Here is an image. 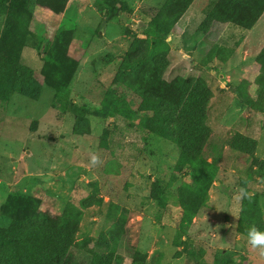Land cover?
Segmentation results:
<instances>
[{
	"label": "rangeland",
	"instance_id": "1",
	"mask_svg": "<svg viewBox=\"0 0 264 264\" xmlns=\"http://www.w3.org/2000/svg\"><path fill=\"white\" fill-rule=\"evenodd\" d=\"M217 1L196 0L168 39L170 66L165 79L202 76L214 93L207 122L218 148L207 155L218 156L220 170L208 204L188 232L180 235L182 210L174 190L167 191L166 209L159 208L151 196L155 181L171 179L179 148L140 126V118L125 110L123 101L132 109L136 104L124 88H119L118 95L124 99L114 109L115 118L93 114L111 98L107 91L116 87L119 59L135 37H146L145 30L133 23L141 22L153 34L150 15L166 0H118L116 7L121 11H113L111 17L103 14L104 0H69L60 6L58 15L35 7L32 43L23 56L44 90L38 99L18 93L0 99V227L32 208L39 213H34L31 227L53 232L64 207L68 203L79 206L98 183L96 196L104 197V203L84 211L79 239L100 236L112 195L129 210L128 234L119 246L127 258L139 246L150 262L161 255L160 264H198L200 260L213 264L218 251L234 264H264V255L239 231L243 190L238 186V181L246 182L250 195L259 197L264 214V179L252 174L251 158L228 147L232 136L241 133L258 142L256 157L264 160V114L243 105L234 91H243L244 82L257 79L255 61L264 46V15L251 30L229 25L218 35L222 26L216 25L206 35L199 27ZM5 19L0 14V36ZM127 29L133 31L132 36ZM43 39L51 42L46 55L56 64L49 65L38 53L36 47ZM215 43L234 49L235 54L224 64L215 61L203 68L202 60ZM52 67L67 70L76 111L61 110L57 102L60 82L52 78ZM220 88L227 92L220 93ZM189 250L194 252L190 258ZM77 255L89 258L84 251Z\"/></svg>",
	"mask_w": 264,
	"mask_h": 264
},
{
	"label": "trees",
	"instance_id": "2",
	"mask_svg": "<svg viewBox=\"0 0 264 264\" xmlns=\"http://www.w3.org/2000/svg\"><path fill=\"white\" fill-rule=\"evenodd\" d=\"M104 0V16L111 17L117 9L118 0ZM69 0H0V14L6 17L0 36V99L8 100L13 93L31 99H38L43 86L32 76V71L24 63V50L32 43L31 34L34 9L45 7L55 14H61L60 6ZM196 0H166L164 5L150 15V29L143 31L145 38L135 37L114 72L115 88L109 89L111 97L93 114L102 118H115L114 109L121 105L123 94L128 90L135 100V109L127 101L125 110L140 118L139 125L157 137L174 143L179 148V158L168 182L155 181L152 198L161 209L167 208V191L174 190L179 198L182 214L179 232L186 234L199 211L209 202V191L219 174L218 156L207 155L218 148L213 141V131L208 125L209 106L214 93L204 77L177 76L169 81L165 74L170 66V45L168 39L177 24L193 6ZM125 5L122 4V7ZM264 15V0H218L199 27L200 32L211 34L220 25L221 35L229 25L244 30L253 29ZM128 36L133 35L127 29ZM97 35H99L97 31ZM51 42L43 39L36 47L38 53L50 65L56 62L47 57L46 50ZM33 48V46H32ZM235 54L234 49L215 43L202 60L203 68L218 61L226 63ZM259 67L254 82H244L243 91H234L241 103L252 111L264 114V46L256 57ZM52 78L59 80L57 102L62 111H76L78 105L70 97L69 76L65 68L52 67ZM68 78V79H67ZM57 87L55 89H58ZM225 93V88H220ZM90 113L89 109L84 110ZM228 147L253 160L252 170L258 179H264V160L256 157L258 142L246 135L236 133L228 142ZM249 173V175H252ZM186 177H190L187 181ZM243 190L242 215L239 231L247 236L248 229L255 225L264 230L263 210L259 197L250 195L246 182L238 181ZM100 186H92V194L80 205L68 203L53 232L33 229L32 223L39 210L27 209L22 217L9 220L0 227V264H160L161 255L148 261L147 252L139 246L127 258L119 251L120 242L128 234L129 210L112 195L110 204L97 239H79L81 222L85 210L102 206L104 197H97ZM110 194V193H107ZM35 213V214H34ZM84 251L88 260L80 258L77 252ZM186 252V251H185ZM189 258L194 252L187 251ZM197 259L198 257L195 256ZM198 264H207L199 261ZM213 264H234L223 251L214 255Z\"/></svg>",
	"mask_w": 264,
	"mask_h": 264
},
{
	"label": "clouds",
	"instance_id": "3",
	"mask_svg": "<svg viewBox=\"0 0 264 264\" xmlns=\"http://www.w3.org/2000/svg\"><path fill=\"white\" fill-rule=\"evenodd\" d=\"M95 161L96 157H93V162ZM247 243L264 255V230L258 229L255 225L251 226L247 231Z\"/></svg>",
	"mask_w": 264,
	"mask_h": 264
},
{
	"label": "water",
	"instance_id": "4",
	"mask_svg": "<svg viewBox=\"0 0 264 264\" xmlns=\"http://www.w3.org/2000/svg\"><path fill=\"white\" fill-rule=\"evenodd\" d=\"M133 24H134V26H136V27H138V28H140V29H144V30H146V28H147V27H145V25L142 24L141 22H136V21H135ZM216 185H217L219 188H221V189H225V188L223 187V185H222L220 182H217Z\"/></svg>",
	"mask_w": 264,
	"mask_h": 264
},
{
	"label": "crops",
	"instance_id": "5",
	"mask_svg": "<svg viewBox=\"0 0 264 264\" xmlns=\"http://www.w3.org/2000/svg\"><path fill=\"white\" fill-rule=\"evenodd\" d=\"M224 32H225V31H224ZM224 32H223V33H224Z\"/></svg>",
	"mask_w": 264,
	"mask_h": 264
}]
</instances>
